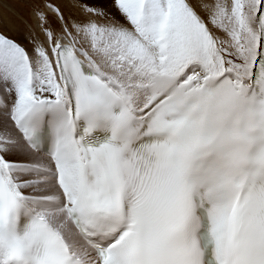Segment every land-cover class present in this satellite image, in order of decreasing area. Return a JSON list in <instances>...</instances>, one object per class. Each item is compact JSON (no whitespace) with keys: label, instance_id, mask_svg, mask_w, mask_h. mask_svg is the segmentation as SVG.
<instances>
[{"label":"snow or ice","instance_id":"obj_1","mask_svg":"<svg viewBox=\"0 0 264 264\" xmlns=\"http://www.w3.org/2000/svg\"><path fill=\"white\" fill-rule=\"evenodd\" d=\"M23 4L0 264H264V0Z\"/></svg>","mask_w":264,"mask_h":264},{"label":"bare ground","instance_id":"obj_2","mask_svg":"<svg viewBox=\"0 0 264 264\" xmlns=\"http://www.w3.org/2000/svg\"><path fill=\"white\" fill-rule=\"evenodd\" d=\"M5 4H10V5H12L13 3H10L8 0H0V5H1V7H4V5ZM18 12H20V14L21 15H24V11H22V9H20V8H18L17 6H15L14 4L12 5ZM5 9H6V11L8 12V14H1L0 15V18H1V20H3V19H5V18H8V19H10V20H12V21H15V16L13 15V13L9 10V9H7L6 7H4ZM27 15L28 14H26V15H24L25 17H27ZM10 34H12V33H10Z\"/></svg>","mask_w":264,"mask_h":264},{"label":"rangeland","instance_id":"obj_3","mask_svg":"<svg viewBox=\"0 0 264 264\" xmlns=\"http://www.w3.org/2000/svg\"><path fill=\"white\" fill-rule=\"evenodd\" d=\"M10 3H13L15 6H17L18 8L22 9V11H24V4H23V0H8ZM12 4V5H13ZM3 14H8V12L6 11V9L4 7H1L0 5V15ZM27 14V11H24V15ZM1 20V18H0ZM0 27H2V24H0Z\"/></svg>","mask_w":264,"mask_h":264}]
</instances>
